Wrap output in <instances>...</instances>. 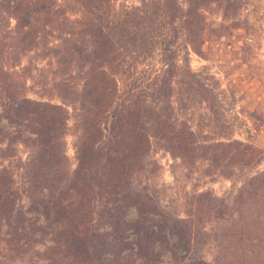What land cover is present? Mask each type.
<instances>
[{
  "label": "trees",
  "instance_id": "trees-1",
  "mask_svg": "<svg viewBox=\"0 0 264 264\" xmlns=\"http://www.w3.org/2000/svg\"><path fill=\"white\" fill-rule=\"evenodd\" d=\"M251 1L117 9L113 0H0V264L260 257L264 151L205 135L186 117L192 102L217 101L189 64L202 53L207 15L217 9L236 21ZM33 55L43 63L40 91ZM153 149L186 168L204 163L210 180L243 181L228 195L195 191L180 215L152 188Z\"/></svg>",
  "mask_w": 264,
  "mask_h": 264
},
{
  "label": "rangeland",
  "instance_id": "rangeland-1",
  "mask_svg": "<svg viewBox=\"0 0 264 264\" xmlns=\"http://www.w3.org/2000/svg\"><path fill=\"white\" fill-rule=\"evenodd\" d=\"M137 3L138 0H113L117 9ZM239 15L236 21H223L221 11L217 9L207 15L209 21H206L203 34L202 53L199 56L191 53L189 64L192 71L200 72L205 82L216 88L217 101L211 107L192 102L186 117L205 135L213 138L228 135L249 141L264 151V0L251 1ZM32 58V66L37 64V69L33 71L31 81L35 91H40V66L43 63L34 55ZM66 141L73 163L71 135ZM19 154L25 158V149L20 147ZM150 156L156 162L150 175L152 188L163 205L180 215L186 211L189 197L195 191L228 195L243 181L242 177L232 181L210 180L202 174L204 163L186 168L164 150L153 149ZM256 249L260 251V257H254L251 264H264V242Z\"/></svg>",
  "mask_w": 264,
  "mask_h": 264
}]
</instances>
